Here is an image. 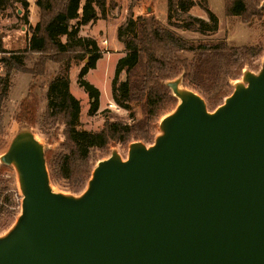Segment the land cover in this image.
<instances>
[{
    "label": "water",
    "instance_id": "water-1",
    "mask_svg": "<svg viewBox=\"0 0 264 264\" xmlns=\"http://www.w3.org/2000/svg\"><path fill=\"white\" fill-rule=\"evenodd\" d=\"M214 110L181 78L153 144L98 162L78 196L50 188L44 148L16 136L21 215L0 264H264V58Z\"/></svg>",
    "mask_w": 264,
    "mask_h": 264
},
{
    "label": "trees",
    "instance_id": "trees-1",
    "mask_svg": "<svg viewBox=\"0 0 264 264\" xmlns=\"http://www.w3.org/2000/svg\"><path fill=\"white\" fill-rule=\"evenodd\" d=\"M7 1L0 0V6ZM21 1L27 9V2ZM249 1L224 0L225 11L229 16L244 17L250 10ZM35 4L40 9V20L31 28L24 49L40 55L34 63L33 76L44 75L48 60L59 65L47 84L45 98L47 116L60 117L65 125L69 145L67 152L56 155L55 161L67 179L75 170L77 176L84 171L85 168L78 170V163L87 165L95 148H104L111 142L125 143L131 138L147 140L160 116L176 106V98L166 85L169 80L180 76L182 84L197 92L207 110L212 111L231 93L230 80L241 73L244 65L264 55L260 44L187 40L174 30L216 32L218 18L208 8V0H166V24L152 12L134 16L130 9L116 29L125 54L115 65L111 98L125 109L132 101L140 102L142 117L131 123L105 120L99 131L87 132L77 128L79 108L68 91V72L79 67L77 82L90 99V112L96 111L100 93L84 75L95 68L101 52L93 38L81 36L79 31L81 26L99 19V13L104 14L106 0H36ZM194 5L204 11L206 18L189 13ZM0 50H4L1 43ZM122 72L125 79H120ZM3 94L0 91V104Z\"/></svg>",
    "mask_w": 264,
    "mask_h": 264
},
{
    "label": "rangeland",
    "instance_id": "rangeland-1",
    "mask_svg": "<svg viewBox=\"0 0 264 264\" xmlns=\"http://www.w3.org/2000/svg\"><path fill=\"white\" fill-rule=\"evenodd\" d=\"M27 9L21 0H8L0 6V43L1 47L14 52L9 62V77L0 104V237L8 233L16 224L22 209L23 193L19 174L13 164L4 162V155L16 136L26 133L34 137L44 148L46 168L49 175L50 188L54 192L78 196L87 188L88 180L98 162L113 155L125 159L132 143L153 144L156 136L161 133L160 122L174 109L166 110L154 124L147 140L131 138L125 143L111 142L104 148L91 151L87 165L78 163V170L84 171L77 176V170L70 178H64L61 168L56 164V155L67 152L69 145L65 133V125L60 117H48L45 92L49 80L55 75L59 65L51 60L46 63L44 75H32L34 63L40 56L38 53L26 52L25 46L31 28L40 20V9L36 0H25ZM104 14L94 23L81 26L79 34L93 38L101 57L96 61L95 68L89 69L84 78L99 90L98 109L90 112V99L77 82L79 67H72L68 72V91L78 104L77 128L87 132L99 131L105 120L131 123L142 117L140 102L132 101L127 109L118 106L111 98V81L117 60L123 56L122 44L116 38V29L124 21L131 9L146 12V7H155L154 15L167 23L166 0H106ZM250 10L244 17L229 16L224 7V0H208V8L218 18V29L214 33H199L185 29H174L187 40L225 39L228 44H260L264 48V0H250ZM27 12L26 16H22ZM251 12V13H250ZM138 13V12H137ZM194 16L206 18L204 11L194 5L189 10ZM174 21V19H172ZM52 54V51H50ZM264 55L253 63L244 65L241 73L230 80L232 91L238 83L246 84L245 74L257 73L261 68ZM125 73L120 79H125ZM180 77V76H179ZM180 89H189L180 84ZM5 89V90H4ZM231 91V92H232ZM2 94V93H1ZM176 98V97H175ZM225 98V97H224ZM222 99V102L224 100ZM180 100L176 98L178 103ZM110 103L116 108L109 107ZM176 103V104H177ZM175 108V107H174ZM88 170L89 173L85 174Z\"/></svg>",
    "mask_w": 264,
    "mask_h": 264
},
{
    "label": "built area",
    "instance_id": "built-area-1",
    "mask_svg": "<svg viewBox=\"0 0 264 264\" xmlns=\"http://www.w3.org/2000/svg\"><path fill=\"white\" fill-rule=\"evenodd\" d=\"M14 52L10 50H0V91L7 85L9 62L13 59ZM109 107L116 108V104L110 103Z\"/></svg>",
    "mask_w": 264,
    "mask_h": 264
},
{
    "label": "crops",
    "instance_id": "crops-1",
    "mask_svg": "<svg viewBox=\"0 0 264 264\" xmlns=\"http://www.w3.org/2000/svg\"><path fill=\"white\" fill-rule=\"evenodd\" d=\"M159 1H162V0H159ZM28 6V5H27ZM155 11H156V8L153 6V7H150L149 5H147V7H146V12H139V11H136V14L134 15V16H137V15H139V14H146V13H149V12H154L155 13ZM138 12V13H137ZM166 13H167V11H166ZM199 17H202V16H199ZM5 49V48H4Z\"/></svg>",
    "mask_w": 264,
    "mask_h": 264
}]
</instances>
